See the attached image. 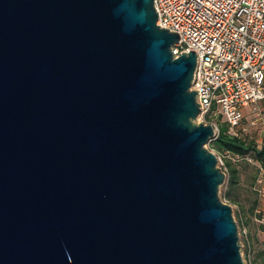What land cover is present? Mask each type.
<instances>
[{
    "label": "water",
    "instance_id": "1",
    "mask_svg": "<svg viewBox=\"0 0 264 264\" xmlns=\"http://www.w3.org/2000/svg\"><path fill=\"white\" fill-rule=\"evenodd\" d=\"M155 0H0V264H245L197 52Z\"/></svg>",
    "mask_w": 264,
    "mask_h": 264
},
{
    "label": "built area",
    "instance_id": "2",
    "mask_svg": "<svg viewBox=\"0 0 264 264\" xmlns=\"http://www.w3.org/2000/svg\"><path fill=\"white\" fill-rule=\"evenodd\" d=\"M155 8L158 25L181 35L172 47L174 56L197 52L192 89L199 92V119L216 128L212 140L220 136L221 127L206 118L217 114L228 122L230 134L244 137L242 108L250 103L264 123L259 109L264 100V0H155ZM216 154L227 175L229 159L257 165L255 190L264 198V164L252 152ZM256 220L264 226L261 206L256 209Z\"/></svg>",
    "mask_w": 264,
    "mask_h": 264
},
{
    "label": "rangeland",
    "instance_id": "3",
    "mask_svg": "<svg viewBox=\"0 0 264 264\" xmlns=\"http://www.w3.org/2000/svg\"><path fill=\"white\" fill-rule=\"evenodd\" d=\"M254 107L255 105L250 103L242 108L245 119L240 130L242 136L245 138L255 140L257 144H263L264 137L263 141H260L262 136L259 129L252 126V121L256 116L253 112ZM206 119L218 123L221 128L228 124L225 118L218 114L213 118L208 117ZM197 122L200 123L202 121L198 118ZM246 127L248 129L244 130ZM214 141L215 140H209L207 147L216 153L223 152L215 147ZM228 165L230 169L232 166L237 168L241 181L235 185L230 184V174H228L225 183L220 187V198L223 201L229 200V204L234 208L235 218L241 228L240 238L245 264H257V259L260 256L259 250L264 242V232L262 236H260L261 231H264V226L259 224L256 220V209L261 203L259 194L255 190V182L259 173L258 166L245 161L235 162L230 159L228 160ZM245 228L248 230L247 234L244 232ZM250 231L252 234H250ZM248 234L251 235L249 237L250 239L247 237Z\"/></svg>",
    "mask_w": 264,
    "mask_h": 264
},
{
    "label": "trees",
    "instance_id": "4",
    "mask_svg": "<svg viewBox=\"0 0 264 264\" xmlns=\"http://www.w3.org/2000/svg\"><path fill=\"white\" fill-rule=\"evenodd\" d=\"M228 129V124L221 128L220 136L214 141L215 147L220 151L229 150L235 153L252 152L264 164V146L260 147L255 140L230 134ZM232 169H230L231 172H236L235 169ZM259 255L257 264H264V242L259 250Z\"/></svg>",
    "mask_w": 264,
    "mask_h": 264
},
{
    "label": "crops",
    "instance_id": "5",
    "mask_svg": "<svg viewBox=\"0 0 264 264\" xmlns=\"http://www.w3.org/2000/svg\"><path fill=\"white\" fill-rule=\"evenodd\" d=\"M259 109L264 113V100L259 104ZM253 112L256 114V116H255V118L252 121V126H254V127H256V128L259 129L260 134L262 136V139L260 141H263V137H264V123H263L262 119L259 117V114L256 111L255 107H254V111ZM258 145L260 147H262V146H264V143L263 144H258ZM231 168L235 169L236 172H233V171L232 172L231 171L229 172V174H230V184H232V185L234 184L235 185V184H238L241 181V177H240V174H239V172H238V170H237V168L235 166H232ZM260 202L261 203H260L259 206H262L263 209H264V199H260ZM241 213H242V211H241ZM263 232L264 231H261L260 236H262V233ZM250 234H252L251 231H250ZM250 234H248V236H247L248 239H250L249 238L251 236Z\"/></svg>",
    "mask_w": 264,
    "mask_h": 264
}]
</instances>
